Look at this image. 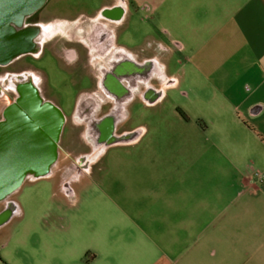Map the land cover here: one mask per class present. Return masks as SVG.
I'll use <instances>...</instances> for the list:
<instances>
[{
  "label": "crops",
  "instance_id": "obj_1",
  "mask_svg": "<svg viewBox=\"0 0 264 264\" xmlns=\"http://www.w3.org/2000/svg\"><path fill=\"white\" fill-rule=\"evenodd\" d=\"M123 4L146 22L125 43L137 134L103 154L108 201H73L41 264H264V0ZM178 90L185 116L167 101ZM70 222L86 245H63Z\"/></svg>",
  "mask_w": 264,
  "mask_h": 264
},
{
  "label": "flooded vegetation",
  "instance_id": "obj_2",
  "mask_svg": "<svg viewBox=\"0 0 264 264\" xmlns=\"http://www.w3.org/2000/svg\"><path fill=\"white\" fill-rule=\"evenodd\" d=\"M49 1L27 15L19 26L9 24L7 62H0V98L6 100L0 108V126L7 122L5 113L29 91L60 111L62 125L52 159L44 168L47 174H27L16 191L0 200V224L18 210L15 197L24 185L50 179L66 187L93 179L103 170V154L137 134L136 130L127 133L125 129V106L134 99L137 80L128 76L129 54L121 41L129 26L123 0H106L91 11L75 0H65L69 6L54 11L47 6ZM46 55L71 77L70 112L62 98L49 92L44 70L33 64ZM154 70L151 64L145 65V85ZM31 169L27 171L33 172Z\"/></svg>",
  "mask_w": 264,
  "mask_h": 264
},
{
  "label": "rangeland",
  "instance_id": "obj_3",
  "mask_svg": "<svg viewBox=\"0 0 264 264\" xmlns=\"http://www.w3.org/2000/svg\"><path fill=\"white\" fill-rule=\"evenodd\" d=\"M75 1L81 8L91 11L106 0ZM47 6L52 7L54 11L58 9L63 11L69 6V3L65 0H50ZM131 9L129 27L121 37V41L134 45L140 40L142 28L146 29V27H142L146 22L142 20L140 13L135 12L134 6H131ZM142 23L144 24L142 25ZM147 25L151 33L158 34V31L152 26L151 19L148 20ZM176 56L180 58V55ZM180 63L181 60L178 59L177 66ZM33 64L44 70L49 92L57 98H62L65 108L70 112L73 107L71 77L64 74L61 71V66L48 55L39 61H34ZM1 76L2 73H0ZM179 89L183 90V83ZM5 101L0 98V108L5 105ZM167 101L172 105L175 104V107L183 113L184 97L179 90L175 95L170 92ZM169 109L171 110V106L163 112L165 118L170 117ZM255 172L256 169L253 174ZM102 175L101 171L93 179L86 178L78 184L66 187L54 184L50 179H42L24 185L15 197L18 210L2 224L0 229V264H41L45 258L42 249L47 245H54L52 239H55V233L49 232L50 226H58L61 220L64 221L66 218L71 221L72 216L76 213L72 208L73 201H108ZM135 180L136 178H130L129 184L133 185ZM72 229L70 222L69 228L64 230L63 245L70 247L86 245V242L79 243L77 240V243L76 238L73 239ZM78 264H86V262L80 261Z\"/></svg>",
  "mask_w": 264,
  "mask_h": 264
},
{
  "label": "water",
  "instance_id": "obj_4",
  "mask_svg": "<svg viewBox=\"0 0 264 264\" xmlns=\"http://www.w3.org/2000/svg\"><path fill=\"white\" fill-rule=\"evenodd\" d=\"M46 0H0V62L6 63L10 47L9 24L19 26ZM0 126V200L23 182L27 174L45 176L62 125L60 111L35 93H23L18 105L5 113ZM29 168L33 172H28ZM31 169V170H32Z\"/></svg>",
  "mask_w": 264,
  "mask_h": 264
},
{
  "label": "built area",
  "instance_id": "obj_5",
  "mask_svg": "<svg viewBox=\"0 0 264 264\" xmlns=\"http://www.w3.org/2000/svg\"><path fill=\"white\" fill-rule=\"evenodd\" d=\"M254 175H255V177H257L258 179H261V177H262L261 173L258 172V171H256V172L254 173Z\"/></svg>",
  "mask_w": 264,
  "mask_h": 264
},
{
  "label": "trees",
  "instance_id": "obj_6",
  "mask_svg": "<svg viewBox=\"0 0 264 264\" xmlns=\"http://www.w3.org/2000/svg\"><path fill=\"white\" fill-rule=\"evenodd\" d=\"M178 110H179V109H178ZM179 112L181 113V115L185 116L180 110H179Z\"/></svg>",
  "mask_w": 264,
  "mask_h": 264
}]
</instances>
